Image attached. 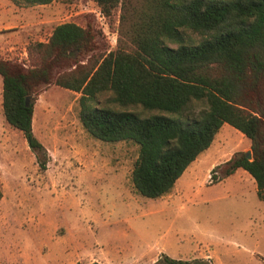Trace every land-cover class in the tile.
Masks as SVG:
<instances>
[{
	"label": "rangeland",
	"instance_id": "1",
	"mask_svg": "<svg viewBox=\"0 0 264 264\" xmlns=\"http://www.w3.org/2000/svg\"><path fill=\"white\" fill-rule=\"evenodd\" d=\"M36 5L18 25L0 13V57L32 65L37 56L26 55V46L46 42L56 25L69 21L96 33L94 49L80 63L118 46L133 48L127 32L141 0H119L109 16L96 0ZM1 89L0 76V264H154L162 253L209 264H264V218L255 208L256 193L239 188V173L212 182L214 166L207 171L208 163L198 164L194 173L191 163L168 193L143 196L131 180L138 145L91 136L78 117L79 92L54 83L43 86L33 103L32 129L48 153L42 171L21 131L4 119ZM111 95L104 92L99 99L142 115L158 112L120 107ZM205 106L196 102L193 109L198 114ZM249 145L224 123L209 151H221L217 165Z\"/></svg>",
	"mask_w": 264,
	"mask_h": 264
},
{
	"label": "trees",
	"instance_id": "2",
	"mask_svg": "<svg viewBox=\"0 0 264 264\" xmlns=\"http://www.w3.org/2000/svg\"><path fill=\"white\" fill-rule=\"evenodd\" d=\"M10 1L28 7L53 0ZM96 2L109 16L119 0ZM141 2L127 32L131 49L118 46L80 63L79 57L94 49L96 33L69 21L56 25L46 42L26 46V55L37 56L32 65L0 57L4 119L21 131L43 171L48 153L32 129L34 100L50 83L79 92L78 117L91 136L138 145L131 180L138 193L151 198L168 193L227 123L249 140L251 157L234 152L211 169V181L242 168L264 200V0ZM191 34L199 36L196 42ZM61 67L72 68L54 75ZM104 92H111V102L120 107L158 112L116 109L100 101ZM196 102L206 105L198 114ZM154 264L209 263L162 253Z\"/></svg>",
	"mask_w": 264,
	"mask_h": 264
},
{
	"label": "crops",
	"instance_id": "3",
	"mask_svg": "<svg viewBox=\"0 0 264 264\" xmlns=\"http://www.w3.org/2000/svg\"><path fill=\"white\" fill-rule=\"evenodd\" d=\"M37 6L38 5H33V6H28V7H19V6L14 5L10 0H0V13H3V14L6 15L5 16L6 18L4 20L7 21L8 23H10L11 25H13V24H17L18 25V23L21 20H23V18H27V16H29L28 15L29 13H27V12L31 11V13H32L34 10H37ZM12 48H14V46H12V45L9 46V49L10 50ZM23 54H25V51L23 52ZM210 146L206 150H204L203 152H201L200 155H198L194 159V161L191 162L192 164H194L193 166L195 167L194 170H193L194 173L199 168L198 167L199 166L198 164H201V163L202 164H204V163L207 164L208 163L209 166L207 168V171H209L213 166H215L217 160H219V158L221 156V151L218 150V151H215V152L214 151L210 152L209 151L210 150L209 149ZM185 170H184V172H185ZM240 170H242V171H240ZM238 173H239V177L242 178L241 180L244 182V184L243 185H240L239 188L244 189V190L245 189L248 190V187H249L252 190V192H255L256 193V184H255L254 179L250 176V174L247 173L242 168H237L235 170V172L233 174H231V175L238 174ZM241 197L242 198H245V194L243 193L241 195ZM255 208H256V210H258L259 215L262 216V217L261 216L260 217L261 218H264V200H261V199L258 198V202H257ZM256 246H257V244H256ZM251 255H252V258L254 260H257L254 257V252H252Z\"/></svg>",
	"mask_w": 264,
	"mask_h": 264
},
{
	"label": "water",
	"instance_id": "4",
	"mask_svg": "<svg viewBox=\"0 0 264 264\" xmlns=\"http://www.w3.org/2000/svg\"><path fill=\"white\" fill-rule=\"evenodd\" d=\"M29 98H30V96H28V97L26 98V103H28ZM245 154H246V157H247V158H250V157H251V151H250V150L245 151Z\"/></svg>",
	"mask_w": 264,
	"mask_h": 264
}]
</instances>
